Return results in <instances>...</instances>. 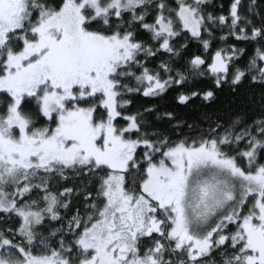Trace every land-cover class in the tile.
Segmentation results:
<instances>
[{
	"label": "snow or ice",
	"instance_id": "6c2138e0",
	"mask_svg": "<svg viewBox=\"0 0 264 264\" xmlns=\"http://www.w3.org/2000/svg\"><path fill=\"white\" fill-rule=\"evenodd\" d=\"M0 264H264V0H0Z\"/></svg>",
	"mask_w": 264,
	"mask_h": 264
}]
</instances>
